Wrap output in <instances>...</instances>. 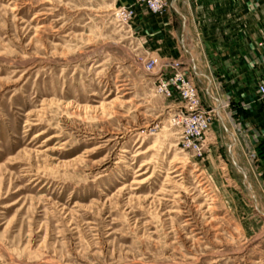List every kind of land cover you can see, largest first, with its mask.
<instances>
[{"label": "rangeland", "instance_id": "1", "mask_svg": "<svg viewBox=\"0 0 264 264\" xmlns=\"http://www.w3.org/2000/svg\"><path fill=\"white\" fill-rule=\"evenodd\" d=\"M168 2L164 58L166 13L137 0H0V264H264L262 153L222 100L194 155L157 87L180 63L214 104L192 5Z\"/></svg>", "mask_w": 264, "mask_h": 264}, {"label": "crops", "instance_id": "2", "mask_svg": "<svg viewBox=\"0 0 264 264\" xmlns=\"http://www.w3.org/2000/svg\"><path fill=\"white\" fill-rule=\"evenodd\" d=\"M188 1L209 67L208 75L204 74L211 81L207 94L214 104L229 101L230 116L242 129L238 148L245 156L247 145L257 149L264 140V98L258 91L264 81V51L259 45L264 41V0ZM182 26L183 30L187 27L185 23ZM176 40L172 19L166 13L164 58L172 56Z\"/></svg>", "mask_w": 264, "mask_h": 264}, {"label": "built area", "instance_id": "3", "mask_svg": "<svg viewBox=\"0 0 264 264\" xmlns=\"http://www.w3.org/2000/svg\"><path fill=\"white\" fill-rule=\"evenodd\" d=\"M137 1L151 15H159L163 12L165 14L169 8L168 0ZM259 45L264 51V41H261ZM156 62V59L152 60L148 69H152ZM171 67L172 69L165 70L158 77L157 87L164 96L180 102L179 109L172 115L171 123L180 128L183 146L191 149L194 155L201 156L204 153V143L207 138L206 132L217 115L219 114L218 116L221 117V109L219 110L218 103L206 109L202 103L200 90L190 77L188 69L181 67L180 63H173ZM258 91L260 96L264 98V81L259 84ZM224 101H227V106H229V101L227 99ZM234 122L236 123L235 120ZM235 129L240 132L242 130L238 124L235 125ZM247 148L246 156L250 160L254 159L255 148L253 146H247Z\"/></svg>", "mask_w": 264, "mask_h": 264}, {"label": "bare ground", "instance_id": "4", "mask_svg": "<svg viewBox=\"0 0 264 264\" xmlns=\"http://www.w3.org/2000/svg\"><path fill=\"white\" fill-rule=\"evenodd\" d=\"M219 103H220V101H219ZM226 106H227V102L224 101L222 104V107H226ZM218 108H219V106H218ZM219 110H220V108H219ZM228 115H230V114L226 113L227 118H228ZM228 120L230 121L231 125L234 126V128H235L236 123L234 122V120H230L229 118H228ZM170 173H172V172H170ZM137 183H141V182H137Z\"/></svg>", "mask_w": 264, "mask_h": 264}, {"label": "trees", "instance_id": "5", "mask_svg": "<svg viewBox=\"0 0 264 264\" xmlns=\"http://www.w3.org/2000/svg\"><path fill=\"white\" fill-rule=\"evenodd\" d=\"M258 149L260 150V152L262 153V156L264 157V140L260 142Z\"/></svg>", "mask_w": 264, "mask_h": 264}, {"label": "water", "instance_id": "6", "mask_svg": "<svg viewBox=\"0 0 264 264\" xmlns=\"http://www.w3.org/2000/svg\"><path fill=\"white\" fill-rule=\"evenodd\" d=\"M256 199V198H255Z\"/></svg>", "mask_w": 264, "mask_h": 264}]
</instances>
